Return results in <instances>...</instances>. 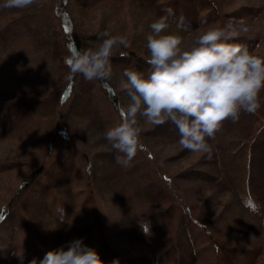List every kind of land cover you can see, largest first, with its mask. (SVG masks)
<instances>
[{"label":"rangeland","instance_id":"rangeland-1","mask_svg":"<svg viewBox=\"0 0 264 264\" xmlns=\"http://www.w3.org/2000/svg\"><path fill=\"white\" fill-rule=\"evenodd\" d=\"M165 1L175 0H158ZM178 1L179 11L202 6L200 17H210L189 30L170 24L186 43L209 26L242 20L249 32L238 38L255 40L253 54L264 58V0ZM59 3L0 8V85H39L44 95L56 87L66 66L35 49L28 33L44 36V51L62 45ZM90 3L67 5L87 33L145 36L159 16L137 0ZM73 94L48 106L27 105L18 91L0 96V264H39L76 238L104 264H264V92L256 113L224 122L211 158L183 149L170 122L150 124L129 167L103 139L119 114L98 83L79 75Z\"/></svg>","mask_w":264,"mask_h":264},{"label":"clouds","instance_id":"clouds-1","mask_svg":"<svg viewBox=\"0 0 264 264\" xmlns=\"http://www.w3.org/2000/svg\"><path fill=\"white\" fill-rule=\"evenodd\" d=\"M35 0H3L0 8H27ZM171 8L153 19L144 36L147 72L126 68L119 86L128 96L126 116L109 126L103 139L116 163L129 167L141 147L142 121L153 126L171 123L179 133V145L211 158L216 134L225 121L238 122L242 113L254 114L262 107L264 58L234 42L249 29L244 22L228 20L221 26L198 31L187 43L170 30ZM127 35L105 30L91 49L69 58L71 74L88 82H107L113 76L111 58L127 49ZM126 56V52H119ZM146 237L150 224L140 223ZM31 264H36L34 259ZM39 264H104L96 249L76 238L49 250ZM112 264H116L113 261Z\"/></svg>","mask_w":264,"mask_h":264},{"label":"trees","instance_id":"trees-1","mask_svg":"<svg viewBox=\"0 0 264 264\" xmlns=\"http://www.w3.org/2000/svg\"><path fill=\"white\" fill-rule=\"evenodd\" d=\"M73 2L75 7H80L85 9L87 6H90L89 1L91 0H60V3L57 4L56 11L61 18L63 23L64 32L67 37L66 41L60 45L58 42L55 43L54 48H50L47 51H44L42 48L47 43L43 40L44 36L35 31H30L28 34L32 39V45L35 49H38L42 52L52 53L53 57L59 60V64L66 66V71H63L56 78V87L44 95V90L41 86H26V85H0V96H7L13 92H20L24 96V100L27 105L37 102L48 106L49 101L51 100L53 104L61 103L64 104L68 97L74 90V94L77 91L78 86V77L79 75L71 74L70 68L68 65L69 58L72 54L77 51H83L87 49L94 48L99 43V33L105 31L104 29L98 30L94 33H87L80 28H78L77 23L69 15V5L70 2ZM134 1V0H131ZM141 6L149 8L159 16L163 14L164 8L168 7L173 10V15L170 17V24L177 26L179 29L189 30L197 28L201 25L208 24L210 17L207 15H201L200 8L202 6H196L192 9H188L186 6H182L183 11H179V5L181 4L178 0H175L174 3L158 2V0H137ZM68 5V7H67ZM191 15V17H190ZM68 29L66 31L65 29ZM112 32V31H110ZM130 42V47L127 49L120 48L111 58V63L113 66V76L111 80L107 82H97L100 86V91L105 97L106 101L109 103L110 107H113L118 114L119 120L126 116V113L123 110V105L128 103V96L124 90L119 89V81L122 76L118 75L117 72H122L126 68H135L140 71L147 72L149 66L145 62V57L147 55L145 49V40L142 34H137L132 38H128ZM234 42L242 43L246 45L249 51L253 54L254 42L247 38H236ZM253 43V44H252ZM41 45V46H39ZM126 52L127 55L121 57L119 52ZM66 74H63L65 73ZM65 75H68L69 82L64 84ZM17 89V90H16ZM74 94L72 96H74ZM142 130H144L150 124L141 122ZM64 134H69L67 131L63 132ZM70 135V134H69ZM141 139V135H140ZM73 141H76L73 137Z\"/></svg>","mask_w":264,"mask_h":264},{"label":"snow or ice","instance_id":"snow-or-ice-1","mask_svg":"<svg viewBox=\"0 0 264 264\" xmlns=\"http://www.w3.org/2000/svg\"><path fill=\"white\" fill-rule=\"evenodd\" d=\"M65 30H66V31H68V29H67V28H66ZM68 63L70 64V63H71V61L69 60V61H68Z\"/></svg>","mask_w":264,"mask_h":264}]
</instances>
